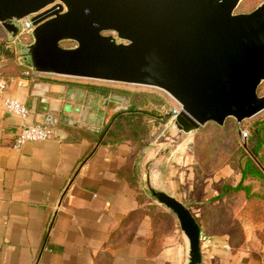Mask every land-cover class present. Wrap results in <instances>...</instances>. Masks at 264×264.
Segmentation results:
<instances>
[{
  "label": "crops",
  "instance_id": "crops-1",
  "mask_svg": "<svg viewBox=\"0 0 264 264\" xmlns=\"http://www.w3.org/2000/svg\"><path fill=\"white\" fill-rule=\"evenodd\" d=\"M11 72L0 74L7 84L0 94V264H189V241L181 228L154 222L153 205L172 212L151 190L175 197L198 222L201 205L220 192L217 186H236L242 176L233 177L226 166L200 182L189 142L172 119L138 153L131 142L101 145L96 135L120 112L117 103H102L114 95L128 97L42 75L19 86L21 76ZM4 98L26 104V123L51 127L54 139L15 148L23 121L7 112ZM88 98L85 126L49 124L47 117H57L63 104L85 108ZM140 210L143 214L130 218ZM242 227L237 246L227 234L206 235L202 264H264V224Z\"/></svg>",
  "mask_w": 264,
  "mask_h": 264
},
{
  "label": "water",
  "instance_id": "water-1",
  "mask_svg": "<svg viewBox=\"0 0 264 264\" xmlns=\"http://www.w3.org/2000/svg\"><path fill=\"white\" fill-rule=\"evenodd\" d=\"M240 2L0 0V24L14 40L23 19L59 3V11L33 18V42L21 46L27 70L159 89L181 109L174 119L177 129L191 134L210 123L223 127L228 119L241 124L264 111L259 95L264 82V2L250 13L236 14ZM64 42L76 46L65 48ZM110 101L120 111L130 105V98L114 95L102 106ZM87 103L85 108L65 103L57 117L47 120L50 125L83 127L91 98ZM151 192L177 218L189 241V264H202V230L191 210L175 197Z\"/></svg>",
  "mask_w": 264,
  "mask_h": 264
},
{
  "label": "trees",
  "instance_id": "trees-1",
  "mask_svg": "<svg viewBox=\"0 0 264 264\" xmlns=\"http://www.w3.org/2000/svg\"><path fill=\"white\" fill-rule=\"evenodd\" d=\"M25 71L26 69L23 73ZM105 90L107 92L126 94L131 102L126 110L116 113L104 127L103 131L96 135L97 143L101 145H116L131 142L135 147L134 153H138L148 146L155 128L158 125L166 124L171 118L170 115L161 113L160 107L163 104L162 102L157 103L152 95L139 92L123 93L120 90ZM226 128L216 127L220 132H223ZM199 134L202 135L203 132ZM229 135L233 136V142L239 140L236 133L229 132ZM208 139L207 142L202 144L195 142L194 151L197 158L200 161L202 160V164L213 165V169H216L217 167L215 166L220 165L216 161L220 163L224 156L220 157L217 154L215 144L217 142H219L220 146L223 144L219 137L214 140L212 137ZM202 147L206 148L203 153L200 150ZM239 151L240 157L234 159L232 163L235 166L237 164L240 168L242 176L240 183L236 186L222 184L220 192L218 194L215 193L209 201L201 205L203 217L201 221H198L205 235L227 234L235 246L241 243L243 234L239 224L233 226L231 221L233 214L239 213L257 223L264 222V121L254 123L252 136L247 141V149L239 147ZM198 164L200 163L198 162ZM196 170L197 173H202V171H199L198 166ZM200 179L202 180L204 177H200ZM151 211L156 225L164 223L167 227H177L180 229L174 215L167 212L163 207L156 204L151 207ZM140 214H143V211L140 210L132 214L130 218L139 216Z\"/></svg>",
  "mask_w": 264,
  "mask_h": 264
},
{
  "label": "rangeland",
  "instance_id": "rangeland-1",
  "mask_svg": "<svg viewBox=\"0 0 264 264\" xmlns=\"http://www.w3.org/2000/svg\"><path fill=\"white\" fill-rule=\"evenodd\" d=\"M264 0H241L239 7L236 9V14H242V13H250L254 11L256 8H258ZM248 11V12H247ZM33 42V38H26L23 39V42L16 41L15 39L12 40L10 35L5 31V29L0 24V74L1 77H6L9 75V70L12 71V75L14 76H22L23 71L26 69L25 64L23 63L22 58V52H21V46L29 45ZM65 48H73L72 46H75L72 42H64L62 44ZM27 70V69H26ZM43 78H54L62 81L66 84H71L74 86H79L82 90H96V89H110V90H120L123 91V93H146L147 95L154 96L157 103L162 102V106L160 107L161 113L165 115H170V110L172 109V106L169 104L168 101L175 102L169 95H167L165 92L156 89V88H150V87H143V86H134V85H124V84H117V83H111V82H102V81H94V80H86V79H77V78H69V77H60V76H53V75H42ZM124 96L128 97L126 94H123ZM259 95L264 97V82L259 88ZM129 98V97H128ZM130 106V105H129ZM171 116V115H170ZM171 120V118L169 119ZM168 120V121H169ZM262 122L264 121V111L260 114L256 115L255 117L245 120L241 124L237 123L235 119H228L225 126L220 127L214 123H210L204 127H202L197 132L191 133V134H184L185 138L188 140L189 144V151L191 155L194 157L193 159V170L197 177L199 178V181H203L204 179H208L210 176H213L215 173L222 170L224 167L228 166L232 169V175L238 176L241 175L240 168L236 164V166L232 163L234 159H238L240 157V151L239 147L244 149H247V141L252 136V129L254 127L255 122ZM162 126V125H160ZM159 125L155 128V130L158 131V129H161ZM216 127L220 128H226L223 132H220L216 129ZM242 131H247L248 137L243 138ZM203 132V134H199ZM229 132L236 133L239 137V140L236 142H233V136L229 135ZM227 134V135H225ZM224 135V136H223ZM214 140L217 137L221 139L222 146H220L219 142H217L215 145L217 147L216 151L219 156H224L222 160L216 161L217 164H220L219 166L216 165V169H213V165L209 164H202V160L200 161L197 158V155L194 151V144L195 142L198 143H204L207 142L211 138ZM223 137V138H222ZM235 143V144H234ZM206 145V144H203ZM202 145V146H203ZM201 152L203 153L206 148L202 147ZM218 157V156H217ZM206 160V159H205ZM203 160V162H205ZM220 160V159H219ZM198 162L200 164H198ZM197 166L199 167V171H202V173H197ZM204 170V171H203ZM200 177H204V179H200ZM222 184H219L217 186L218 189H220ZM151 196V195H150ZM144 197V196H142ZM152 197V196H151ZM174 215V214H173ZM175 217V215H174ZM176 218V217H175ZM177 220V218H176ZM231 221L233 226L235 224H239V227L241 228L242 234L243 227L242 225L244 223H257L254 220L250 218H245L244 216L240 215L239 213H235L231 216ZM178 222V220H177ZM179 223V222H178ZM263 223L264 222H259ZM258 223V224H259ZM180 226V225H179ZM181 231V229H180ZM182 233V232H181ZM182 235H184L182 233Z\"/></svg>",
  "mask_w": 264,
  "mask_h": 264
},
{
  "label": "built area",
  "instance_id": "built-area-1",
  "mask_svg": "<svg viewBox=\"0 0 264 264\" xmlns=\"http://www.w3.org/2000/svg\"><path fill=\"white\" fill-rule=\"evenodd\" d=\"M60 9L61 6L59 5V3H55L47 7L43 11H41L39 14L42 15L41 17H45V16H49L53 12L59 11ZM39 14L32 15L21 21L19 34L15 38L16 41H19L21 43L23 42V39L26 40V38H32V34L35 29L33 18ZM39 76L40 74H36L31 70H26L22 74V76L18 79V85L24 86L29 80L36 79ZM6 85L7 84L5 82L0 81V94L4 92V90L6 89ZM3 100H4V107L7 110V112L20 117L21 120L23 121V124L15 139V143H14L15 148H20L24 144L29 142H46L54 139L55 131L51 127L41 124L26 123L28 117L30 116V108L26 104L22 103L17 99H12V98H4ZM180 110L181 109L179 106H177V108H172L170 110V115L172 120H174L177 117V115L180 113ZM242 136L244 139L247 138L248 137L247 131H242ZM208 242H209V238L202 233L201 244Z\"/></svg>",
  "mask_w": 264,
  "mask_h": 264
},
{
  "label": "flooded vegetation",
  "instance_id": "flooded-vegetation-1",
  "mask_svg": "<svg viewBox=\"0 0 264 264\" xmlns=\"http://www.w3.org/2000/svg\"><path fill=\"white\" fill-rule=\"evenodd\" d=\"M105 35L117 37V35L115 33H113V32H107V33H105ZM72 47H74V46H72Z\"/></svg>",
  "mask_w": 264,
  "mask_h": 264
}]
</instances>
